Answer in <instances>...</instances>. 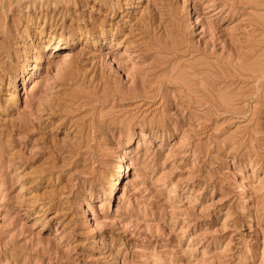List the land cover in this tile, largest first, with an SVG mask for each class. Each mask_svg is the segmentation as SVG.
I'll list each match as a JSON object with an SVG mask.
<instances>
[{
    "label": "rangeland",
    "instance_id": "1",
    "mask_svg": "<svg viewBox=\"0 0 264 264\" xmlns=\"http://www.w3.org/2000/svg\"><path fill=\"white\" fill-rule=\"evenodd\" d=\"M0 264H264V0H0Z\"/></svg>",
    "mask_w": 264,
    "mask_h": 264
},
{
    "label": "bare ground",
    "instance_id": "2",
    "mask_svg": "<svg viewBox=\"0 0 264 264\" xmlns=\"http://www.w3.org/2000/svg\"><path fill=\"white\" fill-rule=\"evenodd\" d=\"M42 2H44V0H41ZM60 1V0H59ZM64 1V0H63ZM76 2V0H73ZM96 1V0H94ZM67 2V0H66ZM54 4H56L57 2L56 1H53ZM78 4V3H77ZM83 4V3H82ZM75 5V3H74ZM84 6V4H83ZM82 6V7H83ZM112 26V25H111ZM78 28V27H77ZM112 28V27H111ZM109 29V28H108ZM115 30V29H114ZM78 31L81 33H83L82 29H80V27L78 28ZM109 31V30H108ZM105 32L103 31L102 28H99L97 29V35H92V36H89L88 35V32L86 33V38L87 39H91V41H95V39L97 38H104L105 37ZM107 33V32H106ZM113 34V33H112ZM71 37V36H70ZM73 37V35H72ZM80 41V36L79 37H73L71 39H67V40H62L60 37H55V36H48L46 35L45 38L43 37H40L39 41H37V45L33 48L35 49V52H34V60L33 59H30L29 57H27L25 59V61H33L35 62V64L33 65H28L27 66H24V65H21V69H20V77L25 80L27 79L28 77L32 76L33 75V72L35 71L37 65L36 63L39 62V59H40V54L45 50L46 54H49V59L48 60H51L50 58L52 57V54H55L56 50H60V49H72L78 42ZM26 48V47H24ZM255 54V53H254ZM50 62V61H49ZM33 71V72H32ZM25 78V79H24ZM14 79V78H13ZM16 81V79H15ZM13 96V95H12ZM16 97V95L13 96V99ZM128 170V166L127 164H123L121 165L120 167V171L118 172L116 178L112 181L111 183V188L106 191V197H111L116 189V185L118 184V180L121 176L122 173L126 172ZM103 202V200H102Z\"/></svg>",
    "mask_w": 264,
    "mask_h": 264
}]
</instances>
